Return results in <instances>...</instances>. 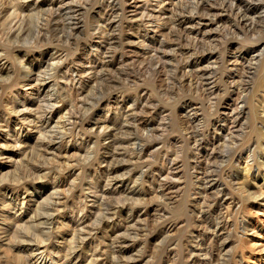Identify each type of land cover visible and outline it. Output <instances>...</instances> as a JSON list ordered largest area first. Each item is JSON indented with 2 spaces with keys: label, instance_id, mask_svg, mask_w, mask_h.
<instances>
[{
  "label": "rangeland",
  "instance_id": "rangeland-1",
  "mask_svg": "<svg viewBox=\"0 0 264 264\" xmlns=\"http://www.w3.org/2000/svg\"><path fill=\"white\" fill-rule=\"evenodd\" d=\"M112 1L113 6H107L105 0H0V8H6L0 13V264H183L179 257L181 246L191 242L190 233L195 228L192 223L194 203L191 202L197 186L191 166L198 149L193 139H201V146L210 151L211 146L207 144L214 133L218 137L216 153L226 155L252 143L256 158L264 159V133L261 137L254 129L259 126L264 132V125L259 122V117H263L257 96L260 90L255 83L256 88L252 85L245 97L252 101L245 99L244 112L235 130L236 141L209 124L215 119L221 121L220 113L226 100H219L218 114L214 113L210 91L205 86L203 91L195 89L179 68L187 58L193 63L202 60L206 64V52L191 56L190 50L182 53L174 50L175 54L171 51L162 58L166 60L165 65L157 64L161 59L157 51L166 48H157L161 39L177 40L179 43L173 47L177 44L210 46L205 38V41L202 38L194 41L191 33L183 41L177 39L178 35L186 34L183 30L191 24L186 21L178 24L177 17H188L194 10H198L199 15L204 13L208 0ZM13 9H18L17 23L22 17L18 33H8L9 25L14 22L10 14ZM105 11L115 19L111 27L100 21ZM19 12L22 13L19 15ZM47 20L61 22L46 24ZM97 26L101 28H95ZM111 35L116 38L112 45L109 43ZM228 35L223 36L231 50L239 43L247 44L233 34ZM108 50L115 51L113 59ZM122 55L126 64L121 65L117 60ZM106 60L112 65L94 75L93 64ZM32 63L36 71L41 70L35 73L42 88L26 84L31 77L23 71ZM74 70L81 85L74 83L71 88ZM217 87H221L220 93L226 98L223 84L218 82ZM57 93L67 99L61 100ZM50 96H57L59 102L54 108H58L49 114V122L44 123L34 115L38 105ZM185 101L191 103L190 107L184 108ZM191 107L194 110H190ZM68 108L72 112L68 113ZM68 116L70 120L66 119ZM65 121H74V129H69L71 124L63 126ZM60 130L67 134L61 137L55 133H61ZM191 133L200 134L192 137ZM202 133H207L208 138ZM49 136L51 138L47 139ZM110 138L114 139L113 143ZM169 145L173 150L177 147L174 151L178 158ZM166 154L169 158L176 156L172 159L180 169L179 191L173 192L174 198H169V202L162 201L159 186ZM202 157H198L202 165L211 159L216 162L224 182L228 179L226 175L232 174V187L225 199L228 202L233 197L234 203L239 204L228 217L229 227L222 233L221 239L225 237V242L217 263L264 264V171L257 175V170L252 169L248 177L250 183L246 182L243 194L241 190L239 194L236 188L242 185L244 165L247 161L250 163L253 156L233 163L225 159L226 156ZM38 166L43 167L42 170L36 169ZM109 166L117 170L109 174L106 171ZM253 193L259 204L248 205L243 198ZM236 196L240 197L237 201ZM46 212L53 213L51 223H43ZM168 225L170 230L165 237L162 233ZM35 246H39V250L34 249ZM169 255H175L176 262ZM198 257L204 258L202 254Z\"/></svg>",
  "mask_w": 264,
  "mask_h": 264
},
{
  "label": "bare ground",
  "instance_id": "bare-ground-1",
  "mask_svg": "<svg viewBox=\"0 0 264 264\" xmlns=\"http://www.w3.org/2000/svg\"><path fill=\"white\" fill-rule=\"evenodd\" d=\"M103 1V0H102ZM107 3V6H113L114 2L112 0H105ZM162 1V0H161ZM190 1V0H189ZM200 2V1H199ZM198 2V3H199ZM207 6L205 8V14L202 11V14H198L197 11L194 10L193 14H190V16H179L177 17L179 22L178 24H183L185 21L186 22H191V24H189L190 26H188V29H184L183 26L182 28L184 29L183 31H186V34H184L182 36H177V39L179 38L180 41H183L187 36L188 33H191L192 36L194 37V41L197 40L198 38H202V41L205 39L209 41L210 45L208 48H199L197 46V44H188L187 47H184L186 45H182L179 46V44H177V47H173V45H176L175 43L177 42V40L171 38V39H167L166 40H160L159 43L157 44V48L158 47H163L165 46L166 48H160L157 52H159V57L161 59H158L160 66L165 65V61L162 58H165L166 56H168L170 54V52L172 51H188L190 50V52L188 54H190L192 56V54L194 53H202V52H206L207 54V58H206V64H203L202 60L201 63L199 62H190L189 58H187L186 60L183 61L182 63V67L180 66L179 68H181V70H184L182 73V76L187 77L189 80L190 85H194L195 89H200L205 86L208 91H210L209 93L211 94L212 98L214 100L213 103H210L211 105H213L212 108H214V113L218 114V106L220 104L219 100L222 98H224L226 100V106L223 108L222 107V111L220 113V117H221V121L219 122L218 119L215 120H210L211 122L209 124L212 125V128L214 129L216 127V129L218 130H222L223 133H225L228 137V139H235L238 137H234L235 136V130L238 129V124L240 123V117L243 115L244 112V105H245V99L248 97L247 95H249V93H247V91H249L250 88H252V85L254 88L255 85L258 87V91L260 92V95H257L259 97V99L261 100V104H260V109L263 112V117H259V122H261L260 124L263 123L264 125V45H262L263 47L260 46L259 41L264 38V0H208L206 1ZM205 2V3H206ZM36 3V2H35ZM105 3V5H106ZM64 4V3H63ZM116 4V2H115ZM182 4V3H181ZM200 4V3H199ZM16 5V4H15ZM161 5V4H160ZM176 5V4H175ZM180 5V4H179ZM178 5V6H179ZM197 5V4H195ZM195 5L192 7L194 8ZM59 6V5H58ZM63 6V5H62ZM202 6V5H201ZM205 6V5H204ZM15 7V6H14ZM19 7V6H18ZM61 7V5H60ZM70 7V6H69ZM116 7V6H115ZM164 7V6H163ZM162 7V9H163ZM174 7V6H172ZM171 7V8H172ZM177 6H175L176 8ZM197 7V6H196ZM59 8V7H58ZM68 8V7H67ZM111 8V7H110ZM109 8V9H110ZM170 8V7H169ZM170 8V9H171ZM201 8V7H200ZM203 8V7H202ZM6 9V8H5ZM4 8L1 9L0 8V13L2 14L3 10L6 11ZM21 9V8H20ZM64 9V8H63ZM66 9V8H65ZM108 9V8H107ZM165 9V8H164ZM196 9V8H195ZM18 10V9H16ZM16 10L11 11L10 14L13 15V19L14 22L12 24L9 25V31L8 33H13L16 32L18 33V31L20 30V26H18V24H22L20 18L19 17V23H17V18L16 17ZM60 10V9H59ZM176 10V9H174ZM57 11V10H56ZM65 11V10H64ZM70 11V9L68 10ZM110 11V10H109ZM114 11V9H113ZM112 11V12H113ZM168 11V10H167ZM173 10L171 9L170 12H172ZM8 12V11H7ZM18 12V11H17ZM55 12V11H53ZM62 12V11H61ZM79 12V11H78ZM111 12V11H110ZM143 12V11H142ZM151 12V11H150ZM181 12V11H179ZM178 12V13H179ZM196 12V13H195ZM5 13V12H4ZM22 12H19V15ZM58 13V11H57ZM63 13V12H62ZM71 13V12H70ZM73 13V12H72ZM77 13V12H76ZM146 13V12H145ZM149 13V12H148ZM174 13V12H172ZM177 13V14H178ZM182 13V12H181ZM24 14V13H23ZM49 14V13H48ZM52 14V13H51ZM66 14V11H65ZM103 18L100 19V21L104 22V25H106V27H111L113 22H114V17H112V15H110L111 13L109 12H103ZM119 14V12H118ZM126 14V13H125ZM144 15V12L142 13ZM176 14V13H175ZM183 14V13H182ZM7 15V14H5ZM50 15V14H49ZM69 15V14H68ZM114 15V14H113ZM127 15V14H126ZM146 15V14H145ZM159 15V14H158ZM22 16V15H21ZM61 16H63L61 14ZM60 16V17H61ZM67 16V14H66ZM71 16V15H70ZM68 17V21L72 20V17ZM141 16V15H140ZM139 16V19L141 18ZM151 16V15H150ZM1 17V16H0ZM4 17V15H3ZM8 17V16H5ZM50 17V16H49ZM146 17V16H145ZM144 17V18H145ZM152 17V16H151ZM162 17V16H161ZM176 19V16H174ZM59 18V17H58ZM58 18H56L58 20ZM64 18V16H63ZM67 18V17H66ZM70 18V19H69ZM150 18V17H149ZM148 18V19H149ZM6 19V18H5ZM10 19V18H9ZM38 19V18H37ZM43 19V18H42ZM60 19V18H59ZM114 19V20H113ZM174 19V20H175ZM4 21V19H2ZM63 20V19H62ZM142 20V18L140 19ZM152 20V19H151ZM177 20V19H176ZM6 21V20H5ZM8 21V20H7ZM46 21V20H45ZM153 21V20H152ZM156 21V20H155ZM11 22V20H10ZM9 22V23H10ZM61 22V21H60ZM59 22V23H60ZM66 22V21H65ZM57 24L58 22L54 21L51 22V20H47L46 24ZM58 23V24H59ZM173 24V22H171ZM170 23V24H171ZM177 23V22H176ZM43 24V23H42ZM64 24V23H62ZM101 24V23H100ZM104 25L103 28H104ZM175 25V24H174ZM158 26V25H157ZM172 26H170L169 29H171L170 31L172 32ZM175 27V26H174ZM173 27V28H174ZM178 27V26H177ZM185 27V26H184ZM7 28V30H8ZM95 28H101V26H97ZM103 28L100 30L101 32H103ZM62 29V28H61ZM168 29V28H167ZM181 29V28H180ZM58 30V29H57ZM179 30V28H178ZM182 30V29H181ZM41 31V30H40ZM112 31V30H111ZM169 30H167V33L169 34L170 32ZM174 31V30H173ZM43 32V31H42ZM181 32V31H180ZM105 33V32H104ZM178 33V32H177ZM184 33V32H183ZM46 34V33H45ZM106 34V33H105ZM112 34V33H111ZM173 34V33H172ZM225 34H233L232 36L234 37H238L239 39L241 38L242 41H244L247 44H240L237 47H234V49L231 50V48L229 49L228 45L226 44V40H224V36ZM8 35V34H7ZM104 35V34H103ZM102 35V36H103ZM170 35V34H169ZM177 35V34H176ZM175 35V36H176ZM238 35V36H236ZM17 36V35H15ZM108 36V35H107ZM106 36V37H107ZM172 36V35H171ZM229 36V35H228ZM104 37V36H103ZM17 38V37H16ZM110 38V45H112L113 43L116 42V38L115 36H109ZM169 38V37H168ZM205 38V39H203ZM263 40V39H262ZM175 41V42H174ZM194 41L192 43H194ZM207 41V42H208ZM123 42V41H122ZM264 42V41H263ZM179 43V42H177ZM191 43V42H190ZM203 43V42H202ZM206 43V42H204ZM184 44V43H183ZM187 44V43H185ZM200 44V43H199ZM234 44V43H233ZM263 44V43H262ZM221 45V46H220ZM205 46V45H204ZM235 46V45H234ZM207 47V46H205ZM112 48V46H111ZM107 49V48H106ZM115 49V48H114ZM156 50V49H154ZM108 52H110V56L113 59L114 55H115V51L114 50H108ZM153 52V51H152ZM151 52V53H152ZM183 52V53H184ZM230 52V53H229ZM126 53V52H125ZM141 53V52H140ZM174 53V52H173ZM182 53V52H181ZM232 53V54H231ZM105 54V53H104ZM158 54V53H157ZM175 54V53H174ZM149 55V54H148ZM185 55V54H184ZM53 56V55H51ZM171 56V55H170ZM55 57V56H53ZM142 57V56H141ZM202 57V56H201ZM200 57V58H201ZM57 58V56L55 57ZM98 58V57H97ZM149 58V57H148ZM173 58V57H172ZM185 58V56H184ZM108 59V58H107ZM55 60V59H54ZM111 60V59H110ZM109 60V61H110ZM59 62V60H57ZM153 61V60H152ZM52 63V62H51ZM95 63V62H94ZM117 63L119 64H124L125 63V58H123V55L118 57ZM181 63V62H179ZM53 64V63H52ZM126 64V63H125ZM141 64V63H140ZM33 63L31 64V66H29V68H25V70L23 71L24 74H26L27 76L31 77V80L34 81H28L26 82V84H30V85H36V87L38 88H42L43 86H41V83L38 82L37 80V73L38 71L41 72V70L38 69V71H36L33 67H32ZM92 65V64H91ZM90 65V66H91ZM112 65L111 62L107 63L106 61H102L99 64H93L92 70H93V74L94 75H98V73H100L99 71L104 70L107 66ZM133 65V64H132ZM169 65V64H168ZM58 66V65H57ZM138 66V63H137ZM140 66V65H139ZM138 66V67H139ZM123 67V66H122ZM49 68V67H48ZM51 68V67H50ZM76 68V67H75ZM90 68V67H89ZM155 68V67H154ZM68 69V68H67ZM163 69V68H162ZM21 70V69H20ZM92 70H89L90 72ZM180 70V72H181ZM35 71L37 73H35ZM72 71V70H71ZM39 72V73H40ZM72 73V72H71ZM83 73V72H82ZM104 73V72H103ZM20 74V71H19ZM56 73H54L55 75ZM92 74V75H93ZM110 74V73H109ZM132 74V73H131ZM158 74V73H157ZM18 74H16L17 76ZM66 75V73H65ZM70 75V73H69ZM19 76V75H18ZM35 76V78H34ZM52 76V75H51ZM178 76V75H177ZM176 76V77H177ZM39 77V76H38ZM56 77V76H55ZM99 76H97L98 78ZM109 77V76H108ZM128 77V76H127ZM156 77V76H155ZM181 77V76H180ZM67 78V77H66ZM106 78V77H105ZM112 78V77H111ZM134 78V77H133ZM20 79V78H19ZM18 79V80H19ZM71 79V76H70ZM110 79V78H109ZM124 79V78H123ZM179 79V78H178ZM56 80V79H55ZM72 84H70L71 88L73 87V85H75L74 83H77L79 85H81V81H80V77H78L77 72L74 70L72 73ZM82 80V79H81ZM13 81V80H12ZM40 81V80H39ZM67 81V80H66ZM69 81V80H68ZM181 81V80H180ZM54 82V81H52ZM108 82V81H107ZM136 82V81H135ZM221 82L223 84V89L224 92L226 93V98L223 95H221V87L218 88L220 86V84H218L219 86L217 87V83ZM55 83V82H54ZM83 83V82H82ZM137 83V82H136ZM182 83V82H180ZM188 83V84H189ZM255 83V85H254ZM57 84V83H56ZM68 84V83H66ZM95 84V83H94ZM160 84V83H159ZM52 85V84H51ZM98 85V83H97ZM65 86V85H64ZM67 86V85H66ZM162 86V85H161ZM69 87V86H67ZM75 89V88H74ZM205 89V88H204ZM248 89V90H247ZM39 90V89H37ZM80 90V89H79ZM251 90V89H250ZM203 91V88H202ZM201 91V92H202ZM205 91V90H204ZM68 92V91H67ZM206 92V91H205ZM221 92V93H220ZM204 93V92H203ZM202 93V94H203ZM253 93V92H252ZM51 94V93H50ZM54 94V93H53ZM59 94V93H57ZM78 94V93H77ZM76 94V95H77ZM70 95V94H69ZM151 95V94H150ZM48 96V95H46ZM54 96V95H53ZM50 98L48 97V99H44V103L41 105H38L36 111H35V117L39 120H41L44 123H48L50 120V115L49 114H53V112L55 111V109L57 110V108L55 107L56 102L58 101L56 99L55 96ZM247 96V97H246ZM254 96V95H253ZM60 97V94L59 96ZM62 97V96H61ZM60 97V98H61ZM64 97V95H63ZM63 97L61 98V100H64ZM82 97V96H81ZM246 97V98H245ZM255 97V96H254ZM67 99V98H66ZM65 99V100H66ZM81 100V99H80ZM247 100V99H246ZM250 99H248L247 101H249ZM73 101V100H72ZM100 101V100H99ZM211 101V102H212ZM252 101V100H250ZM59 102V101H58ZM67 102V101H66ZM61 103V102H60ZM63 103V102H62ZM65 103V102H64ZM145 103V102H144ZM249 103V102H248ZM153 104V103H152ZM151 104V105H152ZM71 105V102H70ZM110 105V104H109ZM107 105V106H109ZM184 108L186 107H190L191 103L188 101H185L183 103ZM259 105V104H258ZM27 106V105H26ZM61 106V105H60ZM87 106V105H86ZM153 106V105H152ZM28 107V106H27ZM71 107V106H70ZM148 107V106H147ZM25 108V107H23ZM69 109V108H68ZM71 109V108H70ZM70 109L68 110V113L72 112L70 111ZM73 109V108H72ZM76 109V108H75ZM82 109V108H81ZM142 110V109H140ZM190 110H194V107H191ZM259 110V109H258ZM57 112V111H56ZM66 113V110H65ZM190 113V112H189ZM195 113V112H194ZM192 112V114H194ZM201 113V112H200ZM133 114V113H132ZM212 114V112H211ZM202 115V114H201ZM63 116V113L59 115V118H61ZM134 116V115H133ZM201 117V116H200ZM216 117V116H215ZM219 117V116H218ZM204 118V117H203ZM66 119H69V116L66 117ZM200 119V118H199ZM210 119V118H209ZM70 120V119H69ZM77 120V119H76ZM70 122V121H69ZM196 122V121H195ZM198 123V121H197ZM196 123V124H197ZM203 123V122H202ZM65 124H71L69 129H74L75 123L74 121L70 122V123H66L63 122V126ZM204 125V124H203ZM255 125V124H254ZM255 127V126H254ZM67 128V127H66ZM68 129V128H67ZM182 129V128H181ZM203 129V128H202ZM256 131V133H259V135L262 134L264 132H262V129L259 128V126L254 128ZM64 130V129H63ZM61 133H57L58 131H55L56 134H59L61 137H63L64 135L67 134L66 131L62 132V130H60ZM69 131V130H67ZM252 131V130H251ZM254 131V130H253ZM41 132V129H40ZM44 132V131H42ZM238 133V132H237ZM246 133V132H245ZM250 133V132H249ZM255 133V134H256ZM44 134V133H43ZM70 134V133H68ZM72 134V133H71ZM198 134L200 133H191L192 137H196ZM203 137L208 138L206 135L207 133H202ZM223 135V134H222ZM257 135V134H256ZM182 136V135H181ZM188 136V135H187ZM199 136V135H198ZM112 137V136H111ZM189 137V136H188ZM201 137V136H200ZM202 137V138H203ZM223 137V136H222ZM51 138L50 136L47 138L49 139ZM53 138V137H52ZM249 138V137H248ZM242 139V137L240 138ZM52 140V139H51ZM51 140H49L51 142ZM111 140V138H110ZM114 140V139H113ZM113 140L112 143H113ZM194 140V144L196 146V148L198 149V156L195 162H193L192 167V173L191 175L196 178L194 180L195 186H197L196 188L194 187V191H193V202L194 203V207L192 209L193 211V225H194V229L192 230L191 234V244L189 243L188 245L183 244V246H181V250L179 253V257H181V259H183L182 263L183 264H218L217 262L220 260L218 257V254L220 253V250L223 246V239H221L222 237V233L223 231L229 227V222H228V217L230 216L231 213H233L232 211L236 209V207H238V205H236L235 199L232 197V199L228 202H226L227 200L226 195L227 193H230V191H228V189L230 187H232V183H233V176L232 174H228L226 175V178L228 176L227 181L224 182V180L220 179V175L219 172L217 171L216 168V162L214 163V161H211L213 159L211 158H215L217 155L221 156V157H225V159H227L230 163H233L234 161L239 162L241 159L245 158V160L248 159V157H250L251 155L253 156L251 162L249 163L247 161V163L244 165L245 169L243 171V173L241 174V178L242 179L241 183L242 185H238V187L236 189H238V192L240 194V192L244 189L246 182L250 183L248 180L249 175L252 173V169H256L257 170V175H259L260 171L263 170L264 171V159L263 160H258V158H256V153H255V148L251 147L252 143H247L246 146L244 148H242L241 150H237L234 153H228L226 155V153L224 154H217L215 151V146L217 144L218 141V137L217 135H215L213 133V135L211 136V139H209V142L207 145H210V151L207 149H204V146H201V139L195 138ZM223 140V139H222ZM226 140V139H225ZM245 140V138H244ZM243 140V141H244ZM247 140V139H246ZM263 140V139H262ZM48 141V140H47ZM94 141V140H93ZM116 141V140H115ZM211 141V142H210ZM230 141V140H229ZM237 141V140H236ZM240 140L238 139V142ZM258 140H256L257 142ZM49 142V143H50ZM191 142V141H190ZM234 142V141H233ZM253 142L255 143V140H253ZM115 143V142H114ZM222 143V142H221ZM242 143V142H241ZM246 143V142H245ZM48 144V143H47ZM47 144H45V147L47 146ZM190 144V143H189ZM220 144V141L219 143ZM223 144V143H222ZM228 144V143H227ZM238 144V143H237ZM236 144V145H237ZM259 144V143H258ZM257 144V145H258ZM172 145V144H171ZM171 145H169V147L171 148ZM226 145V144H225ZM229 145V144H228ZM231 145V144H230ZM233 146H235L234 144H232ZM231 145V146H232ZM240 145V144H239ZM174 146V145H173ZM172 146V147H173ZM243 146V145H242ZM261 147V145H259ZM259 146L257 147L258 149ZM185 147V146H184ZM190 147V146H189ZM223 147V146H222ZM221 147V148H222ZM236 147V146H235ZM234 147V148H235ZM241 147V146H240ZM143 148V147H142ZM168 148V147H167ZM177 148V147H176ZM174 147V150L176 149ZM191 148V147H190ZM194 148V147H193ZM220 148V147H219ZM226 148L227 145H226ZM225 148V149H226ZM264 148V147H263ZM172 149V148H171ZM179 149V148H178ZM177 149V150H178ZM182 149V147H181ZM180 149V151H181ZM195 149V148H194ZM231 149V148H230ZM237 149V148H235ZM257 149V150H258ZM165 150V148H164ZM163 150V151H164ZM169 150V149H168ZM173 150V149H172ZM173 150V151H174ZM176 150V151H177ZM229 150V148H228ZM262 150V148H261ZM171 151V150H170ZM179 151V150H178ZM194 151V150H193ZM192 151V152H193ZM233 151V150H232ZM246 151V152H245ZM172 152V151H171ZM175 152V151H174ZM191 152V151H190ZM196 152V151H195ZM218 152V151H217ZM226 152V151H225ZM244 152L246 153L244 156ZM264 153V151H262ZM133 154V153H132ZM135 154V153H134ZM165 154V153H164ZM177 158L178 155L175 152ZM130 156V155H129ZM137 156V155H136ZM164 156V155H163ZM168 155L166 154L165 158H163L162 164H161V171H160V192L161 195L163 197L164 202H169L168 199L173 197V192H177L178 190V185H179V180L180 177L178 175L180 169L179 166L176 164L177 162L172 159L174 156H171L172 158L167 157ZM176 156L174 158H176ZM194 156V155H192ZM191 156V157H192ZM200 156H203L202 158H204V156L206 157H210V161H207L209 163L202 165L200 160L201 158H198ZM139 158V157H138ZM180 158V157H179ZM185 158V157H184ZM193 158V157H192ZM141 159V158H140ZM188 159V157H187ZM223 159V158H221ZM224 159V160H225ZM193 160V161H194ZM204 160V159H203ZM141 161V160H140ZM205 161V160H204ZM216 161V159H215ZM226 161V160H225ZM218 162V161H217ZM227 162V161H226ZM220 164V163H218ZM223 164V163H222ZM230 165V164H229ZM228 165V166H229ZM224 167V166H223ZM232 167V164H231ZM43 167L38 166L36 169L38 170H42ZM181 168V165H180ZM184 168V167H183ZM182 168V171H183ZM189 168V167H188ZM220 168V167H219ZM225 168V167H224ZM34 169V168H33ZM190 169V168H189ZM117 169L114 168V166H109L106 171L109 174H113ZM224 170V169H223ZM222 170V171H223ZM188 171V170H186ZM184 172V171H183ZM182 172V173H183ZM225 172V171H224ZM230 172V171H229ZM184 175V173H183ZM262 176V175H261ZM187 177V176H186ZM251 178V177H250ZM263 178V182L264 183V176H262ZM120 182H123L122 180H120ZM240 182V181H239ZM261 184V182H260ZM262 185V184H261ZM264 185V184H263ZM193 186V185H192ZM256 187V186H255ZM235 187H233L234 189ZM246 188V187H245ZM259 188V187H258ZM257 189V187H256ZM241 190V191H239ZM259 190V189H258ZM235 191V189H234ZM252 191V190H251ZM257 191V190H255ZM262 191V190H261ZM264 191V189H263ZM262 191V192H263ZM232 192V191H231ZM254 192V190H253ZM243 194V191L241 192ZM245 193V192H244ZM264 193V192H263ZM176 194V193H175ZM190 194V193H189ZM247 194V193H246ZM254 194V193H253ZM257 194V193H256ZM262 195V193H261ZM228 196V195H227ZM239 196V195H238ZM235 197V196H234ZM264 197V195H263ZM174 198V197H173ZM240 197L236 196V201L237 199ZM243 198V197H242ZM258 198L256 197V195H248V197L243 198L244 200L246 199V203L248 205H254L256 203H258V200L255 201L254 199ZM162 199V198H161ZM239 200V199H238ZM147 201V200H146ZM58 201H56L55 203H57ZM101 203V202H100ZM239 203V202H238ZM241 203V201H240ZM263 203V201H262ZM53 204V203H52ZM163 204V202H162ZM167 204V203H165ZM245 204V203H244ZM259 204V203H258ZM264 204V203H263ZM164 205V204H163ZM167 206V205H166ZM193 206V204H192ZM47 207V206H46ZM241 206H239L240 208ZM52 208V207H51ZM167 208V207H166ZM264 208V207H263ZM168 209V208H167ZM234 210V211H235ZM166 211V210H165ZM47 213V212H46ZM213 213H216L213 215ZM53 213L49 212L47 213L44 218H45V222H50L51 223V219H52ZM99 221V220H98ZM41 223V222H40ZM42 223V224H43ZM191 223V224H192ZM99 224V223H98ZM231 224V223H230ZM20 226V225H19ZM83 226V225H82ZM172 226V225H171ZM170 230V226L168 225L167 227L164 228V233H162L163 235H165V237L167 236V233ZM49 231V230H48ZM18 232V231H17ZM16 232V233H17ZM41 232V231H40ZM39 232V233H40ZM75 234V233H74ZM18 235V234H17ZM39 235V234H38ZM190 236V235H189ZM164 237V238H165ZM170 239V238H169ZM23 240V239H22ZM189 240V239H188ZM42 241V240H41ZM165 241V239H164ZM166 242V241H165ZM177 242V241H176ZM185 242V241H184ZM181 243V242H180ZM166 244V243H165ZM171 244V243H170ZM173 245V244H172ZM176 245V244H175ZM170 246V245H169ZM176 247V246H175ZM171 248V247H169ZM33 249V248H31ZM34 249H38L39 250V246H35ZM44 249V248H43ZM168 249V248H167ZM173 249V248H172ZM34 250V251H36ZM45 251V250H44ZM174 252V251H173ZM35 253V252H34ZM38 253V252H37ZM165 253V252H164ZM166 254V253H165ZM176 254V253H175ZM202 254L204 256L203 259H200L198 256ZM25 255V254H24ZM71 255V254H69ZM178 255V254H177ZM221 255V253H220ZM166 256V255H165ZM171 258V260H174L176 262V258L175 255L171 256L169 255ZM223 256V255H222ZM164 257V256H163ZM168 257V256H167ZM167 257H165L166 259H168ZM6 258V257H5ZM164 258V259H165ZM4 261V260H3ZM6 261V260H5ZM8 261V260H7ZM13 261V260H12ZM91 261V260H90ZM170 261V260H169ZM180 261V260H179ZM25 262V261H24ZM181 262V261H180ZM167 263V262H166Z\"/></svg>",
  "mask_w": 264,
  "mask_h": 264
}]
</instances>
